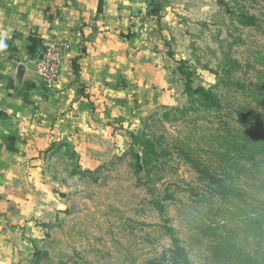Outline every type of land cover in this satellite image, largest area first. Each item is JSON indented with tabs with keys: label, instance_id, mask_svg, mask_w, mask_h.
Returning a JSON list of instances; mask_svg holds the SVG:
<instances>
[{
	"label": "rangeland",
	"instance_id": "obj_1",
	"mask_svg": "<svg viewBox=\"0 0 264 264\" xmlns=\"http://www.w3.org/2000/svg\"><path fill=\"white\" fill-rule=\"evenodd\" d=\"M159 2V18L146 0L131 21L158 20L150 37L170 99L159 101L158 89L140 109L126 102L106 118L84 100L97 130H75L74 145L61 132L46 152L42 172L59 212L32 219L41 229L12 264H144L175 242L191 264H264V0ZM185 72L192 88L217 94L218 108L186 95ZM131 131L164 150L148 173L134 171Z\"/></svg>",
	"mask_w": 264,
	"mask_h": 264
},
{
	"label": "crops",
	"instance_id": "obj_2",
	"mask_svg": "<svg viewBox=\"0 0 264 264\" xmlns=\"http://www.w3.org/2000/svg\"><path fill=\"white\" fill-rule=\"evenodd\" d=\"M145 1L0 0V264H12L28 232L40 231L32 219L59 212L41 165L61 132L74 144L75 130L96 132L85 99L104 118L126 102L140 109L158 89L159 101L170 99L150 37L158 20L131 21ZM49 41L69 45L52 90L36 73Z\"/></svg>",
	"mask_w": 264,
	"mask_h": 264
},
{
	"label": "trees",
	"instance_id": "obj_3",
	"mask_svg": "<svg viewBox=\"0 0 264 264\" xmlns=\"http://www.w3.org/2000/svg\"><path fill=\"white\" fill-rule=\"evenodd\" d=\"M160 0H149L148 5L150 6L149 15H156L157 18L160 17L159 11L161 10L162 3ZM252 24V18L248 22ZM184 90L188 96H196V100L200 101L206 107H219V98L211 89H205L204 87L192 88L190 80V72H185V82ZM195 99V98H194ZM129 137L131 138V150L133 156V168L137 174L141 172L148 173L150 168L154 167L159 158L163 155L164 150L157 145L156 139L146 138L143 133L137 131H131ZM137 146L140 148L139 151H135L134 147ZM188 162L191 163V166L196 169L200 175H205L209 178V181L222 187L223 191L227 192V186L222 183V179H219L214 174H207L208 172L199 160H192L188 156H185ZM209 173V172H208ZM229 191H234V189L228 188ZM168 252L163 254L158 259H150L144 264H191L189 261L185 250L178 243H174L172 248L167 250ZM246 264H260L257 261H253L250 258H247Z\"/></svg>",
	"mask_w": 264,
	"mask_h": 264
},
{
	"label": "built area",
	"instance_id": "obj_4",
	"mask_svg": "<svg viewBox=\"0 0 264 264\" xmlns=\"http://www.w3.org/2000/svg\"><path fill=\"white\" fill-rule=\"evenodd\" d=\"M69 48L68 44L47 42L43 54L36 64V73L41 85L52 90L56 84L63 62V50Z\"/></svg>",
	"mask_w": 264,
	"mask_h": 264
}]
</instances>
